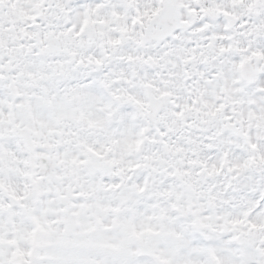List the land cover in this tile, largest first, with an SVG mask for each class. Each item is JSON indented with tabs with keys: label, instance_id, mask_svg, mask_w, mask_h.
Returning a JSON list of instances; mask_svg holds the SVG:
<instances>
[{
	"label": "snow or ice",
	"instance_id": "obj_1",
	"mask_svg": "<svg viewBox=\"0 0 264 264\" xmlns=\"http://www.w3.org/2000/svg\"><path fill=\"white\" fill-rule=\"evenodd\" d=\"M0 264H264V0H0Z\"/></svg>",
	"mask_w": 264,
	"mask_h": 264
}]
</instances>
